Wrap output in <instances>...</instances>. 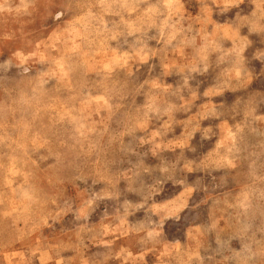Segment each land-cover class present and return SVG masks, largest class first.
I'll return each mask as SVG.
<instances>
[{"label": "rangeland", "instance_id": "374dc122", "mask_svg": "<svg viewBox=\"0 0 264 264\" xmlns=\"http://www.w3.org/2000/svg\"><path fill=\"white\" fill-rule=\"evenodd\" d=\"M0 264H264V0H0Z\"/></svg>", "mask_w": 264, "mask_h": 264}]
</instances>
